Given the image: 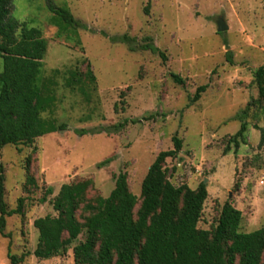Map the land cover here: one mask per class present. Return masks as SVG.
Returning <instances> with one entry per match:
<instances>
[{
    "label": "rangeland",
    "instance_id": "obj_1",
    "mask_svg": "<svg viewBox=\"0 0 264 264\" xmlns=\"http://www.w3.org/2000/svg\"><path fill=\"white\" fill-rule=\"evenodd\" d=\"M50 1L66 6L90 29L60 33L51 23L47 0H12L11 15L39 28L47 43L39 84L48 87L55 102L41 115L68 129L0 148L7 209L17 208L21 199V212L6 217L0 234V264H10L9 253L24 255L19 264H75L73 247L84 240L85 229L65 251L42 259L33 254L34 220L57 215L52 201L64 183L91 180L76 211L81 223L91 214L84 205L107 197L120 173L140 197L150 165L160 151L174 148V136L182 148L164 162L170 181L207 185L199 228L212 231L226 201L242 212L243 232L264 225V145H259L264 115L258 106L249 109L238 147L232 139L242 111L258 98L253 79L264 64V0ZM221 16L228 25L224 32L217 31ZM123 34L138 42L150 37L166 60L109 39ZM87 64L94 82L86 75ZM70 71L78 72L85 93L66 86ZM202 85L205 90L193 102ZM123 122L117 132H74ZM47 188L52 194L42 201Z\"/></svg>",
    "mask_w": 264,
    "mask_h": 264
},
{
    "label": "trees",
    "instance_id": "obj_2",
    "mask_svg": "<svg viewBox=\"0 0 264 264\" xmlns=\"http://www.w3.org/2000/svg\"><path fill=\"white\" fill-rule=\"evenodd\" d=\"M12 0H0V148L7 144H30L36 138L68 129L66 123L44 118L42 113L52 110L55 96L46 85L39 84L42 59L47 43L37 27L15 19L11 13ZM54 14L51 23L60 33L90 29L76 19L66 6H55L47 0ZM107 36L105 32H102ZM110 41L124 43L129 50H147L166 60L165 54L144 37L138 42L128 34L110 36ZM86 75L91 82L95 76L87 64ZM175 82L183 79L171 74ZM76 71L66 78L67 87L77 86L85 93ZM253 83L258 98L250 100L240 117L238 138L247 127L251 106L256 105L264 115V64L254 72ZM49 84H53L52 81ZM79 85V86H78ZM206 86L196 89L192 101L199 99ZM125 123L98 129L76 128L79 135L117 132ZM174 148L160 151L150 165L141 183L140 197L128 187L126 173H120L107 197L99 196L95 203H86L84 209L91 214L81 223L76 211L83 203L91 180L64 183L52 205L56 216L45 215L34 220L38 242L33 254L42 259L65 251L85 229V238L73 247L75 264H264V225L243 232L242 212L230 201L221 206L212 231L198 227L204 203L208 197L207 185L202 181L196 188L186 183L173 184L164 165L166 158L177 157L182 140L173 137ZM264 145V127L260 128V144ZM108 160L103 161L106 162ZM52 194L47 188L46 195ZM139 203L135 211L136 205ZM21 212V199L15 209H7L4 201V173L0 164V234H4L6 217ZM10 264H19L24 255L8 254Z\"/></svg>",
    "mask_w": 264,
    "mask_h": 264
},
{
    "label": "water",
    "instance_id": "obj_3",
    "mask_svg": "<svg viewBox=\"0 0 264 264\" xmlns=\"http://www.w3.org/2000/svg\"><path fill=\"white\" fill-rule=\"evenodd\" d=\"M216 24L218 32H224L228 29V25L222 16L217 19Z\"/></svg>",
    "mask_w": 264,
    "mask_h": 264
}]
</instances>
